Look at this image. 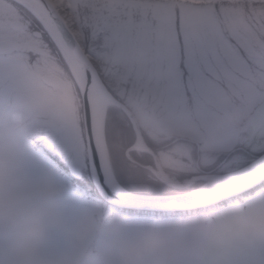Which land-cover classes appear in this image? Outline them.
Listing matches in <instances>:
<instances>
[{
  "label": "snow or ice",
  "instance_id": "6c2138e0",
  "mask_svg": "<svg viewBox=\"0 0 264 264\" xmlns=\"http://www.w3.org/2000/svg\"><path fill=\"white\" fill-rule=\"evenodd\" d=\"M5 118L84 199L153 214L138 172L173 155L264 189V0H0Z\"/></svg>",
  "mask_w": 264,
  "mask_h": 264
},
{
  "label": "rangeland",
  "instance_id": "374dc122",
  "mask_svg": "<svg viewBox=\"0 0 264 264\" xmlns=\"http://www.w3.org/2000/svg\"><path fill=\"white\" fill-rule=\"evenodd\" d=\"M60 106L66 114H71L70 98L62 97ZM47 115V111L43 108L36 109L38 118L44 119ZM5 143L14 149L16 166L8 181L0 184V211L39 206H50L55 209L47 245V257L51 264H103V256L110 244V238L103 232H98L83 248L72 247L68 243L66 229L85 214L100 225H106L118 219L128 231H134L143 225L169 227L182 225L188 221L212 217L236 206L264 204V189L257 188L251 194L241 195L231 206L225 202L221 204L219 210L210 208L208 214L193 210L196 214L188 215L184 220L178 218V212H173L176 218L161 217L159 220L125 214L102 201L82 198L57 176L48 173L35 159L34 149L17 136L7 118L0 122V145ZM196 160L197 157L184 158L179 155L146 158L145 167L138 172L135 188L143 193L169 196L189 191L197 184L206 185L208 180L205 181V177L202 181L189 186V189H175L162 181V184L156 183L154 179H151L153 175L147 170L148 166L157 167L162 179L175 184H186L190 179L188 176L196 175L198 171L195 166ZM198 162L204 167L205 164L201 160ZM213 175L216 174L213 173ZM152 264H215V258L214 254H209L195 229L188 227L173 233L169 248L155 258ZM223 264H264V245L247 248L226 258Z\"/></svg>",
  "mask_w": 264,
  "mask_h": 264
},
{
  "label": "clouds",
  "instance_id": "9594fccd",
  "mask_svg": "<svg viewBox=\"0 0 264 264\" xmlns=\"http://www.w3.org/2000/svg\"><path fill=\"white\" fill-rule=\"evenodd\" d=\"M14 149L0 145V184L14 172ZM55 209L50 206L0 211V264H51L47 245ZM193 227L215 264L241 251L264 245V204L236 206L212 217L188 221L176 226L143 225L128 231L118 219L100 225L88 215L66 229L68 243L83 248L103 232L110 244L103 264H152L166 252L173 233Z\"/></svg>",
  "mask_w": 264,
  "mask_h": 264
},
{
  "label": "water",
  "instance_id": "95a60500",
  "mask_svg": "<svg viewBox=\"0 0 264 264\" xmlns=\"http://www.w3.org/2000/svg\"><path fill=\"white\" fill-rule=\"evenodd\" d=\"M153 173H156V169L153 167H149ZM161 179V178H160ZM167 185H170L175 189H185L191 186L194 182L198 181L199 178H194L187 184H175L171 181H167L165 179H161ZM205 187V186H204ZM198 188L193 191L173 194V195H159L161 197V204L157 211L159 212H177V211H189L195 209L205 208L207 206H212L221 202L228 201L241 194H245L251 192L255 189V186L244 185V186H233L228 185L226 183H221L220 186L209 187V188ZM204 188V189H203ZM116 207L130 209V207L126 204H111ZM138 210V209H137Z\"/></svg>",
  "mask_w": 264,
  "mask_h": 264
},
{
  "label": "flooded vegetation",
  "instance_id": "af4514ba",
  "mask_svg": "<svg viewBox=\"0 0 264 264\" xmlns=\"http://www.w3.org/2000/svg\"><path fill=\"white\" fill-rule=\"evenodd\" d=\"M198 160H200L199 157H197V160L195 162V166H196V168L198 170L197 173H196V175L195 174H191L188 177H190V179H193V178H197L198 177L200 179L199 181H202V178H204L206 176H209V175H213V172L208 171L207 168H206V165H204V167L200 166V164H199L200 162H198ZM152 175L153 176H152L151 179H154V181L156 183L162 184V182L154 174H152ZM185 175H186V173H185ZM210 208L212 209L213 207H210Z\"/></svg>",
  "mask_w": 264,
  "mask_h": 264
},
{
  "label": "bare ground",
  "instance_id": "6f19581e",
  "mask_svg": "<svg viewBox=\"0 0 264 264\" xmlns=\"http://www.w3.org/2000/svg\"><path fill=\"white\" fill-rule=\"evenodd\" d=\"M207 180H208V182H207V184H206V186L204 188H209V187L211 188V187H215V186H218V185L220 186V184L223 183L222 181H220L217 178V176H212V175H209L207 177Z\"/></svg>",
  "mask_w": 264,
  "mask_h": 264
}]
</instances>
